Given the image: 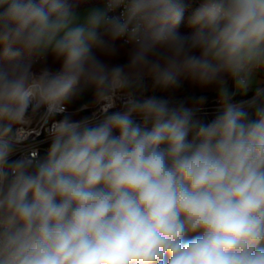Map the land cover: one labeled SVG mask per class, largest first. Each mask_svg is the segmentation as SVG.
Returning <instances> with one entry per match:
<instances>
[{
	"label": "clouds",
	"instance_id": "9594fccd",
	"mask_svg": "<svg viewBox=\"0 0 264 264\" xmlns=\"http://www.w3.org/2000/svg\"><path fill=\"white\" fill-rule=\"evenodd\" d=\"M84 2L0 0V264H264V0Z\"/></svg>",
	"mask_w": 264,
	"mask_h": 264
},
{
	"label": "trees",
	"instance_id": "16d2710c",
	"mask_svg": "<svg viewBox=\"0 0 264 264\" xmlns=\"http://www.w3.org/2000/svg\"><path fill=\"white\" fill-rule=\"evenodd\" d=\"M101 0H86V2L82 3L77 10L92 6L95 4H100ZM200 0H191V4L185 12L184 22L180 26V31L182 33H187L189 30L187 28V21L188 18L192 15L195 9L199 6ZM117 47L120 50L119 54L112 60V63H119L123 64L127 60V50L128 45H126L122 41L117 42ZM41 66L48 67L52 71H57L61 67L59 62H54L51 58H49L46 64H36L35 68H40ZM148 90L144 93L145 96H158L169 99L172 103H180L183 102L186 105H193L195 102L198 101L199 97L204 96L206 97V101L214 98L217 96L216 92L212 88L202 89L199 86L190 83L187 80H182L181 86L174 91L170 92H160L152 91L151 90V82L148 81ZM204 102V103H205ZM82 104L93 105V94L91 91L86 92L79 100H77L74 104L70 105V109L77 110ZM90 110H86L84 112H77V115L86 114Z\"/></svg>",
	"mask_w": 264,
	"mask_h": 264
},
{
	"label": "built area",
	"instance_id": "2783aa9c",
	"mask_svg": "<svg viewBox=\"0 0 264 264\" xmlns=\"http://www.w3.org/2000/svg\"><path fill=\"white\" fill-rule=\"evenodd\" d=\"M122 42H124L123 40H121ZM229 83L231 84V89L235 92V88L234 85L232 84L231 81H229ZM260 89H264V85H262L260 87ZM256 90L254 91H247L246 93H241V92H236L235 95L233 96V102L235 103H239L241 101H246L248 99H250L253 95H255ZM188 106H192V105H188ZM219 103H218V99L217 96L208 100L207 102H205L202 106H201V112H200V116L205 119L206 121H211L212 119L215 118L216 115L219 114ZM70 111L72 112H84L86 110H90L88 113L86 114H81V117H86V116H91L93 111H95V108L92 107V105H88V104H82L77 110H72L69 108ZM113 110H120V102L117 101V106L115 109ZM76 118V117H75ZM79 119V118H76ZM32 123V131L34 133V141H35V147L37 149V151L40 152V154H43L44 152H46L47 147H48V143L47 141V133L45 131H42L40 128L37 127L36 123L31 122Z\"/></svg>",
	"mask_w": 264,
	"mask_h": 264
},
{
	"label": "rangeland",
	"instance_id": "374dc122",
	"mask_svg": "<svg viewBox=\"0 0 264 264\" xmlns=\"http://www.w3.org/2000/svg\"><path fill=\"white\" fill-rule=\"evenodd\" d=\"M99 5L100 4H95V5H92V6H88V7L79 9L78 11L83 14L88 8H91V7H94V6H99ZM36 69L38 70L39 68H36ZM262 85H264V71H257L254 74L253 83H252L251 87L249 88V91L250 90L254 91L257 88H260ZM229 87L231 88V84L230 83H229ZM76 118H81V115H76Z\"/></svg>",
	"mask_w": 264,
	"mask_h": 264
}]
</instances>
